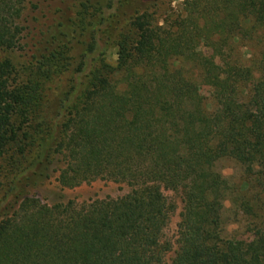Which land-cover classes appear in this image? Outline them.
Listing matches in <instances>:
<instances>
[{
  "label": "trees",
  "instance_id": "1",
  "mask_svg": "<svg viewBox=\"0 0 264 264\" xmlns=\"http://www.w3.org/2000/svg\"><path fill=\"white\" fill-rule=\"evenodd\" d=\"M27 1L0 0V55L21 48ZM103 1L108 9L117 2ZM254 1L251 13L245 0H184L164 21L136 13L119 31L114 10L89 24L69 90L52 121L37 123V163L57 160L62 188L101 180L128 192L83 204L24 198L0 222V264H264V0ZM114 46L118 59L109 63ZM59 49L44 57L46 78L66 60L67 45ZM13 76L0 56V160L44 99L42 83ZM202 84L216 87L211 110L197 92ZM259 135L243 183L256 194L241 197L240 208L262 246L244 253L223 236L234 187L216 165ZM167 193L182 205L170 259L166 231L176 207Z\"/></svg>",
  "mask_w": 264,
  "mask_h": 264
},
{
  "label": "rangeland",
  "instance_id": "2",
  "mask_svg": "<svg viewBox=\"0 0 264 264\" xmlns=\"http://www.w3.org/2000/svg\"><path fill=\"white\" fill-rule=\"evenodd\" d=\"M116 1L117 5L115 4L113 9H108V3L103 0L27 1L22 18L24 31L21 35V48L1 53L0 56L11 60L14 65L13 77L16 78L18 84L29 81L42 83L44 99L38 119L35 118L27 125H21L18 141L8 146L6 154L0 160V222L13 214L27 197H33L47 205L69 201L83 204L105 199H117L128 192L125 186L101 180L83 184L74 189L62 188L58 182L60 165L57 160L51 161L50 159V162L44 160L43 165L37 163L39 137L37 123L52 121L58 100L69 90L73 68L77 65L86 44L90 41L91 27L89 24L99 23L102 17L108 16L114 10L121 12L120 23L116 26L119 31L129 24L130 17L136 13H147L154 16L159 22L164 21L176 14L184 0ZM245 1L248 12H253L256 2L254 0ZM82 3L86 6H82ZM63 44L68 47L66 60L59 68V73L53 71L52 76L46 78L43 70H39L44 57L59 51ZM201 50L213 52L205 46ZM244 51L246 53V50ZM107 56L109 63H115L118 59V47L111 48ZM68 64L70 67L65 70V66ZM61 70L64 72L61 73ZM202 85L203 87L199 85L197 92L201 99L207 100L208 108L211 110L215 107V101L211 98L218 95L216 87ZM84 88H86V81ZM14 121L15 126L18 127L21 120L15 118ZM262 131L264 133V127ZM260 137L261 135L258 139H254L253 143L244 149L243 154L238 153L232 158H224L216 165L222 176L234 187V192H231L224 202L225 229L223 236L225 239L233 241L237 249L244 253L248 250L256 252L262 246L259 233L250 228L255 222L254 218L244 214L240 208L241 197L249 198L256 194L255 189L253 191L243 183L246 181L247 169L256 166L261 148V143L258 142ZM241 186H243L242 190ZM167 195L174 201L176 207L166 231V236L172 242L173 247L168 256L170 259L177 249L175 240L182 205L176 195L173 193H167Z\"/></svg>",
  "mask_w": 264,
  "mask_h": 264
}]
</instances>
